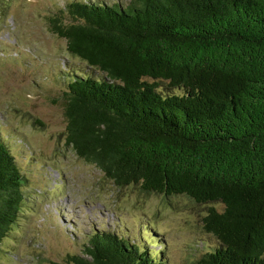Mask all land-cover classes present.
Segmentation results:
<instances>
[{"label":"trees","instance_id":"1","mask_svg":"<svg viewBox=\"0 0 264 264\" xmlns=\"http://www.w3.org/2000/svg\"><path fill=\"white\" fill-rule=\"evenodd\" d=\"M73 69L64 144L117 188L219 203L196 264H264V0H72L47 18ZM0 139V242L22 204ZM110 232L53 264H161Z\"/></svg>","mask_w":264,"mask_h":264},{"label":"rangeland","instance_id":"2","mask_svg":"<svg viewBox=\"0 0 264 264\" xmlns=\"http://www.w3.org/2000/svg\"><path fill=\"white\" fill-rule=\"evenodd\" d=\"M70 1L0 0V139L22 177V204L0 242V264L60 263L101 231L157 255L161 264H196L216 246L202 218L221 204L117 188L64 144L66 76L73 69L95 73L48 31L47 18Z\"/></svg>","mask_w":264,"mask_h":264}]
</instances>
